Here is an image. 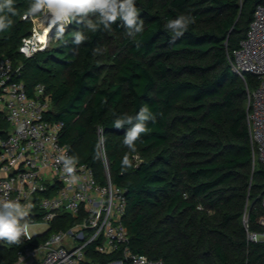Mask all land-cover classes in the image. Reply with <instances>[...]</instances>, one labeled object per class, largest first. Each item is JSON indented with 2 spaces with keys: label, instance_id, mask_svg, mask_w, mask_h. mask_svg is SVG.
Here are the masks:
<instances>
[{
  "label": "trees",
  "instance_id": "obj_1",
  "mask_svg": "<svg viewBox=\"0 0 264 264\" xmlns=\"http://www.w3.org/2000/svg\"><path fill=\"white\" fill-rule=\"evenodd\" d=\"M29 3L16 0L14 24L0 33V54L10 57L17 69L13 79L30 96L37 83L45 85L50 94L45 118L63 121L60 142L100 182L103 149L111 181L127 199L129 248L164 264H264V239L248 237L264 233L259 223L264 165L253 162L246 86L229 62L264 0H136L145 23L134 39L120 21L95 33L73 23L63 38L25 56L19 46L31 34V18H22ZM181 13L196 22L173 39L165 25ZM76 30L89 37L78 47L72 43ZM97 46L103 54H93ZM257 83L246 75L249 88ZM144 105L155 122H148L130 154L133 166L124 168L127 126L115 129L113 121ZM8 130L0 109V133ZM61 218L45 236L69 225V217ZM21 246L0 244V264H13ZM115 256L94 253L91 264Z\"/></svg>",
  "mask_w": 264,
  "mask_h": 264
},
{
  "label": "built area",
  "instance_id": "obj_2",
  "mask_svg": "<svg viewBox=\"0 0 264 264\" xmlns=\"http://www.w3.org/2000/svg\"><path fill=\"white\" fill-rule=\"evenodd\" d=\"M40 16L30 17L31 34L19 46L25 56L48 45L47 37L41 41L38 34L48 30L50 23L45 24V16ZM229 62L246 86V124L253 162L264 165L263 4L255 6L245 35L229 56ZM16 70L10 57L0 54V109L9 123V130L0 133V200L18 202L27 212L29 225L27 236L21 237L16 260L27 259L29 264H91L93 254L97 253L116 255L105 264H164L161 259L129 248L128 230L123 222L127 199L123 188L111 181L103 149L105 181H98L89 165L78 162V183H66L67 174L58 162L61 155L72 156L70 147L59 140L64 123L45 118L50 108L45 85L37 83L30 96L23 82L13 79ZM247 74L257 79L255 87L246 85ZM102 141L100 136L101 144ZM261 204L264 207V193ZM62 214L69 217V225L45 236L55 219H62ZM259 223L264 226V215ZM40 224L46 225L44 232L31 230ZM36 236L44 238L35 241ZM248 237L264 239V233H249Z\"/></svg>",
  "mask_w": 264,
  "mask_h": 264
},
{
  "label": "clouds",
  "instance_id": "obj_3",
  "mask_svg": "<svg viewBox=\"0 0 264 264\" xmlns=\"http://www.w3.org/2000/svg\"><path fill=\"white\" fill-rule=\"evenodd\" d=\"M16 0H0V33L10 29L17 15ZM43 14L50 25L56 29L57 38H63L67 25H81L90 32L109 31L112 25L120 21V27L125 30L129 38H135L144 31L145 21L140 18V10L136 0H30L25 18ZM195 17L190 13H181L169 19L166 29L173 34V39L179 38L194 24ZM72 43L80 46L89 37L84 31L76 30L72 33ZM94 55L103 54L99 46L93 48ZM155 122V116L147 105L142 106L135 115L123 113L117 115L113 121L115 129L127 126L123 135V146L128 149L121 160L124 168L132 167L135 158L130 154L137 151L136 143L141 135L148 132V122ZM58 162L62 164L67 174L66 183L75 185L79 178L75 174L78 158L61 155ZM27 212L16 201L0 200V241L18 244L22 236H27L29 225Z\"/></svg>",
  "mask_w": 264,
  "mask_h": 264
},
{
  "label": "rangeland",
  "instance_id": "obj_4",
  "mask_svg": "<svg viewBox=\"0 0 264 264\" xmlns=\"http://www.w3.org/2000/svg\"><path fill=\"white\" fill-rule=\"evenodd\" d=\"M42 15L43 14H41V16L39 15L40 19H41ZM47 22H48V19L46 18V23L45 24H47ZM39 23H41V22H39ZM43 27L44 26L42 25V29H43ZM42 29H40V32L42 31ZM55 38H56V29L50 25V27L48 28V32H47V44H49L50 42L54 41ZM45 229H46V225H44V224H40V225L31 227V230H33V231L36 230L39 233L44 232Z\"/></svg>",
  "mask_w": 264,
  "mask_h": 264
},
{
  "label": "crops",
  "instance_id": "obj_5",
  "mask_svg": "<svg viewBox=\"0 0 264 264\" xmlns=\"http://www.w3.org/2000/svg\"><path fill=\"white\" fill-rule=\"evenodd\" d=\"M2 173L0 172V175H1ZM34 227V226H33ZM33 231V230H32ZM36 230H34L33 232H35ZM0 244H4V245H11V244H9V243H7V242H1ZM13 264H29V262H28V260L27 259H25L24 261H22V262H18L17 260H15V262L13 263Z\"/></svg>",
  "mask_w": 264,
  "mask_h": 264
},
{
  "label": "bare ground",
  "instance_id": "obj_6",
  "mask_svg": "<svg viewBox=\"0 0 264 264\" xmlns=\"http://www.w3.org/2000/svg\"><path fill=\"white\" fill-rule=\"evenodd\" d=\"M44 19H46V17H44ZM47 32H48V30L46 29L44 32L39 33V34H38V38H39L41 41H46Z\"/></svg>",
  "mask_w": 264,
  "mask_h": 264
},
{
  "label": "water",
  "instance_id": "obj_7",
  "mask_svg": "<svg viewBox=\"0 0 264 264\" xmlns=\"http://www.w3.org/2000/svg\"><path fill=\"white\" fill-rule=\"evenodd\" d=\"M244 222H246V218L244 219Z\"/></svg>",
  "mask_w": 264,
  "mask_h": 264
}]
</instances>
